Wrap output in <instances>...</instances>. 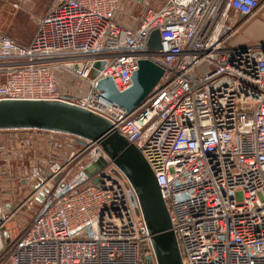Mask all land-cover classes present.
Returning <instances> with one entry per match:
<instances>
[{"label": "built area", "instance_id": "obj_1", "mask_svg": "<svg viewBox=\"0 0 264 264\" xmlns=\"http://www.w3.org/2000/svg\"><path fill=\"white\" fill-rule=\"evenodd\" d=\"M145 1L136 28L118 19L123 0H55L30 45L0 32V101L65 102L107 119L154 172L183 264H264V43L232 42L264 0ZM142 59L164 73L134 112L99 95L105 78L129 89ZM49 133L47 165L24 177L25 203L40 208L8 232L0 264H157L137 194L101 145ZM18 209L2 211L5 229Z\"/></svg>", "mask_w": 264, "mask_h": 264}, {"label": "water", "instance_id": "obj_2", "mask_svg": "<svg viewBox=\"0 0 264 264\" xmlns=\"http://www.w3.org/2000/svg\"><path fill=\"white\" fill-rule=\"evenodd\" d=\"M148 46L150 51L161 48L160 33L157 30L151 34ZM138 66L139 69L133 74L129 89L121 92L112 78H105L98 81L96 91L108 102L129 113L134 112L158 85L164 73L161 66L148 59L140 60ZM103 67V62L96 63L89 78L94 80L98 70H102ZM81 68L82 65H79L75 69L81 71ZM11 130H39L67 134L74 136L81 146H86L87 142L100 144L116 167L128 178L137 194L151 235L157 264H183L170 215L154 172L141 151L114 130L107 119L65 102L0 101V131ZM105 164L106 162L101 159L95 166L89 167L86 173L89 176L94 175ZM93 183L97 185L98 181L95 179ZM4 209H7V212L13 211L12 205L6 207L0 205V216ZM3 224L4 220L1 216L0 249L1 237L6 240L9 238ZM147 261L153 264L151 257L147 258Z\"/></svg>", "mask_w": 264, "mask_h": 264}, {"label": "crops", "instance_id": "obj_3", "mask_svg": "<svg viewBox=\"0 0 264 264\" xmlns=\"http://www.w3.org/2000/svg\"><path fill=\"white\" fill-rule=\"evenodd\" d=\"M158 1H154L152 3V6H157ZM55 3V0H0V5L2 6L0 11V14H6V13H20V17H22L20 22V25H18V29L14 27L8 28V30H14L18 31L19 35H25L20 32H27L26 27L24 25H28L29 23L35 21L38 23L41 19H43L52 5ZM123 5L125 7V12H122V14L118 15V19L120 22L132 27L136 28L138 26L139 19L143 16L146 7L149 5L145 0L139 1V0H123ZM9 9V10H8ZM128 14L132 15V18L128 19ZM7 20V19H6ZM8 21V20H7ZM16 20H11V24L16 23ZM28 22V23H27ZM3 24V27L0 28V32L4 35H6L3 31L7 29L4 28L7 26V22H5L4 19L0 22ZM261 24V23H260ZM257 26L256 28H252L248 31L245 35V38L247 40L255 41V42H261L264 41V25L263 28ZM28 33V32H27ZM8 36V35H6ZM12 40L16 41L18 44L23 46H28L32 42L30 38L27 36H23L21 38H13L11 36H8ZM244 39V37H241L238 39V43L240 44H246L248 43ZM28 131H34L35 130H11V131H0V161L4 160V164H0V205H3L6 207V205H13V209L16 211L15 205L13 202H16V199L20 196L19 190L22 191L29 186L24 182V177L27 174L26 172L22 173L21 179L19 183L13 182L12 177L14 178V174L11 175V173H4L1 172L2 168L12 167L14 170L20 172L24 167V162L30 161L31 165L34 164H41V165H47L48 163V153L50 150L49 143L55 136L51 135H44V131L36 130L35 134L33 133H26ZM35 135H41L44 136V139H41V136L39 138H36ZM46 136L48 139H46ZM56 138H60V136H56ZM37 141H40V143H43V146H38L36 148L35 144H37ZM29 143V145H28ZM76 144L77 141L75 142ZM33 144V147L31 146ZM39 144V143H38ZM8 152V156L6 158V152ZM33 155V156H31ZM22 165L21 168H19ZM30 165V166H31ZM25 168V167H24ZM12 169V170H13ZM13 172V171H12ZM9 180V181H8ZM8 181V182H7ZM8 185V189H5V187ZM30 190V187L28 188ZM32 192V188L30 190ZM18 196V197H17ZM7 212V209H4ZM3 210V211H4ZM15 216V215H14ZM14 217L12 218V220ZM12 220L10 222H12ZM6 231L11 232L12 237H15V232L12 234V230L9 226H6ZM2 239V245L5 241H7L5 238L1 237Z\"/></svg>", "mask_w": 264, "mask_h": 264}, {"label": "rangeland", "instance_id": "obj_4", "mask_svg": "<svg viewBox=\"0 0 264 264\" xmlns=\"http://www.w3.org/2000/svg\"><path fill=\"white\" fill-rule=\"evenodd\" d=\"M1 5H0V9H1ZM3 10V8H2ZM2 10L0 12H2ZM9 10V9H8ZM126 10V9H125ZM125 13H127L125 11ZM132 18V15L130 14L129 16V19ZM4 19L5 22H7V26H5L4 28L6 29V31L4 30L3 32L8 35V36H11L13 38H21L23 36H27L28 38H30L32 40V38H34L37 30H38V26H37V23L35 21L31 22V24L29 23L28 25H24V27H26L27 29V32L23 33V32H20L22 34H25V35H19L18 31H14V30H8V28L10 29V27H14L16 29H18V25H20V22L18 21H21L22 20V17H20V13H6V14H0V22L1 20ZM8 21H7V20ZM11 20H16L17 22L14 23V24H11ZM28 23V22H27ZM261 23V24H260ZM263 25H264V7L261 8V10L259 11L258 15L253 18L252 20H250L237 34H236V37L235 39H233V43H236V41L238 42V39L241 38V37H244L245 38V35H249L247 34L249 30H251L252 28H256L257 26H259L258 28L262 27L263 28ZM3 27V24L0 23V28ZM1 31V30H0ZM246 41L249 43V44H254V43H258V42H255V41H251V40H247ZM35 132H37L35 130ZM34 131H28L26 133H33L35 134ZM38 133V132H37ZM39 133H43L44 135H50L51 133L49 132H39ZM53 136V134H51ZM50 135V137H52ZM38 136V137H36ZM39 136L41 135H35L36 138H39ZM41 139H44V136H41ZM46 139H48V137L46 136ZM39 143V144H38ZM43 146V143H40V141H37V144H35L36 148L38 146ZM81 145L79 144H75V148L76 149H79ZM6 152V155L4 158H6L8 156V152L5 150ZM33 156V155H31ZM4 160L0 161V164H4L3 162ZM6 165V164H4ZM31 162L30 161H26L24 162V167L22 169H20L21 171L18 172L16 170H14L12 167H10L8 169V167H4L2 168V171L1 172H4V173H11L14 174V178L12 177L13 179V182L15 181V183H19L20 179H21V175L22 173L26 172L28 173L30 171V168H31ZM7 166V165H6ZM22 165L19 167L21 168ZM13 169V170H12ZM76 170V169H75ZM13 171V172H12ZM75 175V171L72 172V174L69 176L68 180L71 179L73 176ZM9 181V180H8ZM7 181V182H8ZM20 184V183H19ZM29 188V187H28ZM26 188L22 191L19 190V197L16 199V202H13L14 205H15V208L19 207L17 213L15 214L14 216V219L12 220V222H9L7 224V226H9L12 230V234L15 232V235H19L21 234V232L30 224V222L32 221L34 215L36 214V212L39 210L40 208V204L39 203H32L31 205L30 204H27L25 203V200L30 196L31 194V187H30V190ZM5 189H8V185L5 187ZM13 206V205H12Z\"/></svg>", "mask_w": 264, "mask_h": 264}]
</instances>
